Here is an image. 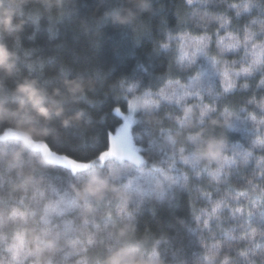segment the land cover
<instances>
[{
  "label": "trees",
  "instance_id": "1",
  "mask_svg": "<svg viewBox=\"0 0 264 264\" xmlns=\"http://www.w3.org/2000/svg\"><path fill=\"white\" fill-rule=\"evenodd\" d=\"M5 7L12 9L13 15L6 26L0 24V44L9 52L7 65L0 67V103L10 112L15 110L20 100L17 85L31 81L45 93V105L52 114L50 119H44L29 105L27 111L9 114L0 120V264H105L106 258L120 249L131 251L137 264H170L171 257H165V260L160 257L156 242L168 238L173 250L181 249L182 257L191 260V264H221L224 257L213 244L221 241L213 237L236 225L228 222L226 213L212 214V207L227 194L230 208H246L248 200L240 193H247L250 199L262 194L235 183L230 185L232 190L229 191V186L223 183L217 186L213 182L217 178L215 163L222 161L224 155H230L229 144L247 147L253 136L251 131L231 129L234 127L233 113L245 107L247 100L255 99L257 103L264 100V92L255 91L259 77L238 81L239 84H250L253 91L222 97L204 108L185 105L177 113L180 117L165 125L159 143L169 149L170 155L175 153L190 166L208 167L209 178L199 185L190 183L188 191L179 192L177 180L170 171H161L159 162L141 169L146 176L144 181L120 183L122 177L133 171L130 168H140L137 154L126 146L123 138L113 145L107 163L98 164L89 159L87 166L82 167L69 162L75 171L67 178L68 197H52L46 173L63 162V157L57 156L56 152L68 142L70 130H79L89 143L96 139L93 129L99 127L102 112L112 106L113 100L123 96V88L130 83L128 80L147 83L148 74L152 72L157 78H165L158 85L164 87L168 80L180 79L176 63L179 43L173 41L167 51L160 46L169 43V35L175 37L183 32L191 37L208 35L215 38L222 10L209 11L198 6L189 10L182 0H157L156 3L150 0L148 7H143L140 0H117L116 3L109 0H23L19 6L5 0ZM155 7L160 13L153 17L157 14ZM232 15L226 16L229 27L220 32V36L240 35L237 29L247 18L237 22ZM117 17L124 22H116ZM37 21L39 31L30 40ZM161 21L166 23L162 25ZM50 23L56 31L54 36L47 30ZM178 23L185 26L178 28ZM196 25L204 30L197 31ZM252 31L258 32L259 25ZM17 42L19 55L14 47ZM56 45L63 47L57 49ZM206 45L207 41H202L192 47L214 56L217 61L236 60L244 55L241 52L239 56H222V49L213 47L209 51ZM34 49H41L45 58L55 57L56 63H62L66 68L59 71L54 63L49 64L43 69L48 75L43 80L39 75L27 73L28 65H34L36 71L41 70V56L33 52ZM69 68L76 70L72 78L67 74ZM66 82L78 83L80 90L71 91ZM106 98L108 104L101 110L100 101ZM92 103L95 107L90 106ZM204 103L210 102L205 100ZM119 106L122 110L126 107L123 103ZM58 109L61 111L56 114ZM136 111L145 114V121L153 133L163 126L161 119L166 113L155 115L152 104L145 99H138ZM248 111L257 119L261 118L259 110L253 106ZM156 138L154 135L153 139ZM103 147L101 145L100 150H104ZM188 147L190 152H185ZM205 148L206 152L203 151ZM17 151L22 152L21 159L9 163ZM253 156L262 158L264 151L253 150ZM113 167L116 172H108ZM122 167L130 168L118 175L117 170ZM181 167L187 170L185 166ZM239 170L242 176L248 175L251 166L241 164ZM93 173L105 180L110 190L102 199L85 201L73 186L82 187ZM254 183L257 188L264 189V183ZM132 184L136 186L135 190L130 188ZM197 187L201 188V193L192 190ZM205 190L218 191L219 195H213L211 202L206 201L202 195ZM173 192L177 193L174 199ZM236 198L243 202L237 204ZM102 205L105 209L112 205L111 210L105 212L111 217L110 225L100 223ZM70 207L78 209L81 219L58 220L57 217ZM191 217L209 221L210 231L203 233L206 244L200 250L196 241L200 239L199 235L186 234L183 220L192 229L198 226ZM199 226L203 228L202 224Z\"/></svg>",
  "mask_w": 264,
  "mask_h": 264
},
{
  "label": "snow or ice",
  "instance_id": "2",
  "mask_svg": "<svg viewBox=\"0 0 264 264\" xmlns=\"http://www.w3.org/2000/svg\"><path fill=\"white\" fill-rule=\"evenodd\" d=\"M110 3H116L117 0H109ZM157 0H154L156 3ZM183 6L189 10L193 7H200L202 9L222 10L219 14L221 22L218 23L217 33L215 38L206 36L191 37L187 32H183L178 36H168L169 43H165L160 47L167 51L169 44L173 41L179 43V58L177 59V75L180 79L168 80L164 87H158L163 83L164 77L157 78L155 73L148 74L147 83L143 80H128L129 86L123 88V96L118 97L112 101V106L107 111H103L99 119V127L93 129L96 137L93 142L89 143L79 130H70L68 132L69 140L65 146L58 152L57 156L63 157V162L57 168L46 173L48 187L51 189V195L55 199L60 196L68 197L70 193L67 192V178L75 171L71 167L72 163L80 164L82 167L87 166L86 162L89 159L95 160L98 164L109 162L110 152L117 140L123 138L127 147L137 154V162L140 168H134L132 172L121 178L120 183L130 182V178H134L131 182L144 181L145 174L141 169H148L151 165L159 162L161 171H170L177 180L176 188L180 191H188L189 184L195 182L202 184L204 179L209 178V170L206 166L200 169L196 166H190L189 163L182 158L169 154V149L159 143V137L165 133L166 126L170 122L178 119L177 115L185 105H191L195 108H204L206 105H211L212 102H218L222 97L236 95L238 93H245L253 91L250 84H239L238 81L254 80L259 77V83L255 85V91L264 92V0H246L243 3H233L230 0H182ZM156 8V7H155ZM243 9L242 11L240 9ZM157 9L158 16L160 9ZM228 14H233L232 18L235 21L245 20L246 23L237 29L239 36L227 35L220 36L219 33L226 31L229 27V21L226 18ZM143 17H141L142 19ZM165 21H161L163 25ZM259 25V31H252ZM33 34L29 37L30 40L35 38V32L39 31L38 21L36 22ZM185 25L178 23V28H183ZM187 27H193L187 25ZM197 31L204 30L199 25L194 26ZM51 36L56 34L50 23L47 29ZM257 40L262 41L257 44ZM202 41H207L206 47L209 51L215 49H222V56H239L241 52L244 53L240 59L226 60L220 59L217 61L212 55H205L199 48L192 47ZM12 47V45H10ZM19 55V43L14 45ZM63 45H56L59 49ZM33 52L41 56L40 71H36L34 65L27 66V73L39 75L43 80L48 75L43 71L49 64H55V68L63 71L66 66L62 63L57 64L56 58L52 56L44 57L41 49H34ZM241 65H246L241 67ZM24 66L21 65V68ZM68 68V67H67ZM68 76L72 78L75 73L74 68H69ZM57 70V71H58ZM56 72V71H55ZM196 74L193 75L192 73ZM181 80L184 83H181ZM124 81H121L123 87ZM157 88L156 91L151 89ZM147 89V90H143ZM98 92V91H97ZM96 92V93H97ZM130 97V99H129ZM143 98L152 104L155 115L160 116L161 112L166 115L162 117V127L155 133L151 130L145 121V114L136 111L133 107L136 100ZM209 100V104L204 101ZM196 101V103H192ZM123 103L126 107L122 110L119 106ZM108 104V99L100 101L101 110ZM95 107V104H91ZM253 106L258 109L260 119L256 115L251 114L248 108ZM216 111L219 108L215 106ZM223 111H228L224 109ZM234 127L231 130L237 131H251L253 133L247 147L230 146V155H224V159L215 163L216 179L213 181L215 185L223 183L229 186V191L232 189V183L251 188L253 190L261 191V195L255 199H250L247 193H240V196L248 200L246 208L235 207L230 208V198L227 194L222 196L218 202L215 203L211 209L212 214L226 213L228 215V222L234 223L236 226L230 228L227 232H220L216 234L213 239H219L221 243H213L216 249L223 255L221 264H264V189L257 188L254 181L264 183V157L255 158L253 150L260 149L264 151V100L259 103L255 99H249L245 102V107L240 108L234 112ZM156 139H153V136ZM101 145H104L100 150ZM251 149V150H246ZM49 151L52 148L49 146ZM185 152H190V147L184 149ZM147 157L148 159H145ZM126 162V161H125ZM243 164L251 170L248 175H241L240 165ZM185 166L187 170L181 167ZM212 167V166H211ZM250 176V178H249ZM197 193H201V188L192 189ZM177 193L173 192V199ZM206 201L211 202L213 195H219V192L204 191L202 193ZM243 201L236 198V203L240 204ZM134 207V206H130ZM191 207V203L189 204ZM112 205L107 209L102 205L99 209V219L101 225H110L111 217L105 215L106 211H110ZM219 219V217H216ZM62 221H75L81 219L78 209L74 207L67 208L59 217ZM192 221L197 223V227L192 229L185 224L187 235H199L200 239L196 240L199 250L202 245L206 244L204 231L209 230V221L201 220L200 217L192 218ZM85 223L88 219L85 218ZM138 224V216H137ZM203 226L201 227L199 225ZM237 233H243L237 235ZM185 237H181L184 239ZM159 245V255L165 260V257H171L170 264H191V260H186L181 255V249L173 250L169 238L157 239Z\"/></svg>",
  "mask_w": 264,
  "mask_h": 264
},
{
  "label": "clouds",
  "instance_id": "3",
  "mask_svg": "<svg viewBox=\"0 0 264 264\" xmlns=\"http://www.w3.org/2000/svg\"><path fill=\"white\" fill-rule=\"evenodd\" d=\"M23 0H8V3L16 4L19 6ZM143 7H148L150 0H140ZM13 10L5 7V0H0V24L7 25V21L12 17ZM116 22H124L121 18L117 17ZM9 52L5 45L0 44V67L7 65ZM71 91L80 90V85L76 82H66ZM17 95L20 97L19 103L15 110L10 112L9 109L4 107L3 103H0V120H3L9 114L19 115L22 112L28 110V106L31 105L35 109L36 114L44 119H50L52 110L45 105V93L37 88L31 81H25L23 84L17 85ZM61 110H57L56 114H59ZM211 143V141H209ZM207 151V148L203 150ZM203 155V152L201 153ZM22 152H14L11 156L9 163H16L21 159ZM74 187V191L85 201L91 199H102L105 192L110 188L105 180L99 178L93 173L88 181L80 188ZM105 264H137L136 256L128 250L120 249L112 253L105 260Z\"/></svg>",
  "mask_w": 264,
  "mask_h": 264
},
{
  "label": "rangeland",
  "instance_id": "4",
  "mask_svg": "<svg viewBox=\"0 0 264 264\" xmlns=\"http://www.w3.org/2000/svg\"><path fill=\"white\" fill-rule=\"evenodd\" d=\"M137 103H138V100H136V102L134 103V105H133V107H134V109L136 110L137 109ZM148 105V104H147ZM144 107H146V105L144 106ZM125 168H130V167H122V168H119L117 171V173H118V175H123V172H124V169ZM130 169H132L133 170V167L132 168H130ZM108 172H110V173H112V172H116V170H115V168L113 167V168H109V170H108ZM109 173V174H110ZM111 177V176H110ZM89 179V178H88ZM132 179L134 180V178H130V181H132ZM131 189H134L135 190V188H136V186H134L133 184H132V186L130 187Z\"/></svg>",
  "mask_w": 264,
  "mask_h": 264
}]
</instances>
